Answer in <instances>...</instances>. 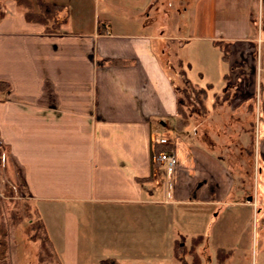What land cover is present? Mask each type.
<instances>
[{"label": "crops", "instance_id": "1", "mask_svg": "<svg viewBox=\"0 0 264 264\" xmlns=\"http://www.w3.org/2000/svg\"><path fill=\"white\" fill-rule=\"evenodd\" d=\"M50 1L66 8L54 30L0 0V142L59 263L155 264L197 238L195 264H227L264 213L251 188L264 158V0ZM157 137L171 170L151 158Z\"/></svg>", "mask_w": 264, "mask_h": 264}, {"label": "trees", "instance_id": "2", "mask_svg": "<svg viewBox=\"0 0 264 264\" xmlns=\"http://www.w3.org/2000/svg\"><path fill=\"white\" fill-rule=\"evenodd\" d=\"M14 4L20 8L23 18L26 21H35L42 25L44 30H54L58 27V24L64 20L65 17V5L58 2H53L50 0H13ZM63 10L61 16L58 15L59 11ZM262 18H264V10H262ZM100 23L102 21L97 19L96 29L100 30ZM103 24V23H102ZM213 45H216L220 50V56H225V46L226 44L222 43L219 39L211 41ZM7 86V82L0 80V90ZM204 96L203 88L196 89V98L201 103ZM186 102L187 98L180 100V122L186 120V114L183 110V102ZM161 144V143H160ZM169 144L163 143L160 145L155 152L159 150L168 149ZM6 146L0 142V169L1 172H5V156ZM18 189L16 183L13 182L10 178L6 177L2 183V189L0 191V199L6 198L11 202V207L6 209V216L9 219L11 225L16 226L18 221H20L22 214H20L17 209H15L16 200L13 199V195L18 194ZM24 200V199H23ZM22 210L25 212L27 217V238L35 242V263L34 264H60L59 260L52 248L50 239L48 238L45 229L43 227L42 221L35 209L28 210V203L26 200L22 202ZM5 226L0 213V264H7L6 259L3 257L5 249ZM197 241V238L191 240L189 244H184L183 242L175 241L172 244L171 256L179 261L180 264H187V261L183 258V255H190V263L195 264L197 261V256L195 255L193 249V243ZM228 251V250H227ZM226 250L217 247L215 255L217 260L220 261L227 253ZM98 264H117L114 257H101L97 259Z\"/></svg>", "mask_w": 264, "mask_h": 264}, {"label": "rangeland", "instance_id": "3", "mask_svg": "<svg viewBox=\"0 0 264 264\" xmlns=\"http://www.w3.org/2000/svg\"><path fill=\"white\" fill-rule=\"evenodd\" d=\"M181 26V24H180ZM183 30H179L180 33H185L186 26L183 25L181 27ZM187 45L177 46L176 55L181 56V66L185 69L190 66L188 69L193 70L195 66V54L187 52ZM187 98V95H185ZM188 107L186 106L187 110ZM165 130V129H164ZM166 136H171L172 131L170 127H167L164 133ZM256 133L253 134L254 140H256ZM260 137V135H259ZM12 178L13 173L7 167H5V172H1L0 169V191L2 189V183L4 178ZM252 190H256V194L259 196H263L262 202H264V158L259 155L258 164L254 160V168L251 182ZM18 194L13 195L12 200H16L15 209L22 214L20 221H18L16 226L11 225L9 219L7 218L6 209L11 207V202L6 198L0 199V213L2 220L5 226V249L3 257L6 259L7 264H34L35 263V242L31 241L27 238V217L25 216V212L22 210V202L24 200L23 195L18 189ZM24 199V200H23ZM28 202V210L32 209V206ZM177 224L172 222V219L169 224V229L172 230L176 228ZM245 225L242 226L240 234H243V230L245 229ZM249 234V247L244 248V246L236 245L234 249V255L232 260L227 261V264H264V213L261 211L255 218L250 221V226L247 229ZM246 243V239L242 241ZM210 254L211 250H210ZM185 258H188L187 255H183ZM155 264H179L176 260L161 258L158 261H155ZM153 261L148 260V262H143V264H153Z\"/></svg>", "mask_w": 264, "mask_h": 264}, {"label": "built area", "instance_id": "4", "mask_svg": "<svg viewBox=\"0 0 264 264\" xmlns=\"http://www.w3.org/2000/svg\"><path fill=\"white\" fill-rule=\"evenodd\" d=\"M156 140L160 143H164L167 141L165 137H158ZM151 158L152 160L161 162L166 170H171V167L173 166L175 161L174 153L171 150H160L152 154Z\"/></svg>", "mask_w": 264, "mask_h": 264}]
</instances>
